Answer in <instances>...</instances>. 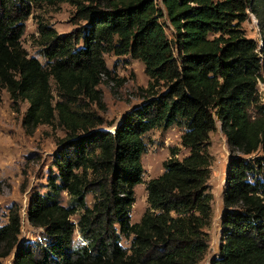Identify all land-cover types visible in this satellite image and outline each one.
I'll use <instances>...</instances> for the list:
<instances>
[{"label":"trees","instance_id":"1","mask_svg":"<svg viewBox=\"0 0 264 264\" xmlns=\"http://www.w3.org/2000/svg\"><path fill=\"white\" fill-rule=\"evenodd\" d=\"M64 2L73 7V28L60 33L36 16L44 62L29 56L21 45L25 21L34 8ZM249 13L258 19L260 45L242 28ZM105 54L140 60L148 76L141 103L117 124L92 109L105 110L99 86L115 79ZM263 79L264 0H0V92L16 109L28 103L26 134L41 124L64 131L48 189L34 192L26 210L43 242L18 250L13 264H198L209 241L208 147L218 121L231 157L220 256L210 264H264ZM172 125L183 128L188 153L179 159L178 148H170L163 172L145 184L146 209L132 222L144 136ZM76 228L86 245L72 243ZM20 230L15 207L0 225V258L14 249ZM122 237L130 238L128 248Z\"/></svg>","mask_w":264,"mask_h":264},{"label":"rangeland","instance_id":"2","mask_svg":"<svg viewBox=\"0 0 264 264\" xmlns=\"http://www.w3.org/2000/svg\"><path fill=\"white\" fill-rule=\"evenodd\" d=\"M72 12L73 7L65 2L54 6L43 5L40 8H34L24 23L21 37V45L27 54L44 62L39 55L40 47L36 42L38 35L36 16L44 19L58 32L63 33L73 28ZM242 28L247 37L254 39L258 45L261 44V30L254 14L249 13L248 19L242 23ZM166 32L169 36L171 35L169 26ZM104 58L115 79L104 80L99 86L103 93L105 110H98L95 105L92 109L97 110L107 121H115L117 124L128 109L141 103V89L147 86L148 76L144 72L142 62L130 55L105 54ZM51 86L52 93L56 97L52 80ZM257 94L260 97L259 100L264 103V79L258 82ZM0 96V225L8 222L10 210L15 207L21 217L18 242L9 255L0 258V264H13L18 250L27 251L33 249L37 243L43 242V229L29 224L26 210L34 192L43 193L48 189V177L56 172L53 156L58 139L64 136V131L57 124L53 126L41 124L31 135L26 134L22 127V119L28 103L19 101L16 109L5 89L1 90ZM114 126L106 128L113 130ZM182 132V127L172 125L168 128L152 129L145 134L146 151L141 157L143 182L134 187L135 201L131 207L132 222H138L146 209L145 184L149 179L163 172V162L170 157V148H178L176 156L179 159L188 153V149L180 144ZM209 136L208 151L211 155V165L207 183L212 193V214L210 224L205 228L209 235L208 248L198 264H210L213 259L220 256L221 216L225 209L222 198L226 169L231 157L219 121ZM256 155L246 156V159L254 158ZM250 178H252L251 175ZM61 201L64 204L67 203L68 197L65 193ZM86 202L89 206L93 203L91 194L86 195ZM78 217V213L72 215L71 221L77 222ZM79 236L76 228L72 238L74 245L80 244ZM120 241L123 246L129 247L130 238L122 237Z\"/></svg>","mask_w":264,"mask_h":264},{"label":"clouds","instance_id":"3","mask_svg":"<svg viewBox=\"0 0 264 264\" xmlns=\"http://www.w3.org/2000/svg\"><path fill=\"white\" fill-rule=\"evenodd\" d=\"M78 240H79V243H80L81 245H86V244L88 243L86 240L83 239L82 236H79V237H78Z\"/></svg>","mask_w":264,"mask_h":264}]
</instances>
